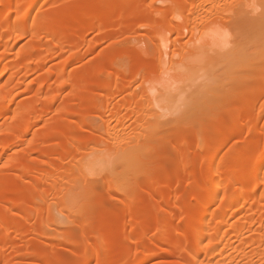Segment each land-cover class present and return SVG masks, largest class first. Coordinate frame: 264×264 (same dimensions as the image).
<instances>
[{"label": "rangeland", "instance_id": "rangeland-1", "mask_svg": "<svg viewBox=\"0 0 264 264\" xmlns=\"http://www.w3.org/2000/svg\"><path fill=\"white\" fill-rule=\"evenodd\" d=\"M14 1L17 2V0ZM31 1L23 0L17 8L19 11L17 12L16 9L7 19L0 18V23L7 28L15 24L22 26L24 21L21 17L26 14ZM104 1L103 4L107 7L113 4L114 0ZM122 1L130 3L131 0H115V13L119 7L124 8ZM96 2L98 1L81 0V5L75 9L72 17L62 16V22H71L74 25L71 29L72 36H75L87 23L86 13L91 7L96 6ZM97 4L101 5V3ZM64 5L59 0H42L35 9L32 21L28 23V36L18 41L13 46L14 49H10L11 51L4 47L0 49L1 55L7 51L11 53L6 55V57L9 56L6 63L8 68L5 65V70L0 69V80H2L0 102L4 88L13 90L17 96L16 113L13 116L2 118L8 111L0 107V120L5 121L7 128L14 127V132L0 130V153L3 147L7 146V156H19L25 168L22 170L0 162V174H2L0 183L5 186V190L21 194L30 205L37 204L44 209L42 215L31 221L29 226L31 230L14 239L17 244H9L4 239L5 231L0 230V264H85L88 258L91 264H135L141 258L153 254L155 256L143 264H186L187 255L181 249L183 235L173 238L172 244L162 241L169 233L168 225L171 224L174 227L178 224L180 213L172 206L171 215L162 223L163 231L159 233L152 228L154 192L150 188L155 185L154 181H174L176 165L181 157L186 156L187 163L179 177L183 183L165 192L164 197L172 204L176 203L180 196L186 195L190 198L194 190L185 187V180L193 181V174L198 172L200 159L206 152L197 149L196 133L201 132L203 140L207 141L213 131L205 113H201L200 109L205 110L212 104H219L222 108L221 114L225 113L228 94L234 90L237 93L236 101L244 105L258 81L253 79L246 87L242 79L241 81L238 79L240 82L236 79L235 84H233L235 80L231 82V79L237 75L236 78H239V74L244 75V70L247 68L252 69L254 73H259V79L264 78V72L261 73L264 69V0H230V6L224 18L217 17L211 24L206 25V32L207 35L224 36L225 39L232 41L231 45L228 43L224 45V48L218 45L205 46V50L202 51H199V48L204 46V42L197 39L205 38L206 33L194 30L195 35L193 32L192 35L181 38L183 30L178 18L179 12L175 10L172 0H147L139 7L123 9L118 18L119 28L109 39H103L98 33L90 35L88 47H95V49L92 53L85 55L83 60L81 58L75 61L71 60L72 57L80 53L82 49L70 47L68 44L52 46V35L46 34L45 28L38 23L48 14L59 11ZM160 11L167 13L173 26L166 25L164 28L150 26L151 21L158 18ZM16 12L19 14L14 17L13 15H17ZM111 12L113 14V11L105 9L98 17L106 19ZM259 28L262 29L261 32ZM168 31L172 34L169 35ZM161 38L172 42L168 45L166 59L174 63L184 61L183 67H186L177 71L179 67L175 66V69L170 72L172 76L170 80L165 79L166 76L163 75L158 64L163 56L159 48ZM33 46L35 47L34 55L42 53L46 56L44 66L37 72L29 69L31 63L29 65L28 53L25 52ZM226 47L229 48L226 49ZM3 48L4 52L1 51ZM224 54H231L234 57L232 58L236 63L235 67L231 66L232 68L229 69L228 62L221 61ZM113 62L116 63L115 69L119 73V78L121 75L126 80L133 78L131 92L136 94L143 104H146L147 112L152 115L148 118L153 124L152 145L147 146L148 149L143 146L142 152L140 150L138 153H136L137 150L134 153L133 150L127 153V150H122L124 151L122 152V147L109 142V136L105 135L103 129L98 128L104 124L101 117L103 103L101 98L78 102L73 94L68 97H59L63 89L62 81L75 72L88 75L94 81V84L82 81L80 88L74 92L77 96L89 91L102 92L97 75L105 72ZM150 62L154 66H149L142 71L135 70L136 67ZM63 65H67V69L61 78L56 71ZM131 69L135 71L129 72ZM115 78V76L111 78L113 79L112 90L117 88ZM167 82L175 83L166 88L164 85ZM214 93L217 94L214 95ZM213 95L214 98H212ZM121 98L118 97V103L126 96ZM27 107H31V114L25 111ZM78 112L88 113L87 124L82 128L77 122ZM39 115L42 121L37 122L40 124L34 129L37 143L33 146L14 145L24 128L29 123L35 124V119ZM250 121L252 125L263 122L258 117H252ZM88 126L95 129L90 130ZM53 127L59 128L60 132L50 134V128ZM257 129L254 132L253 129H251L252 132H244L246 135L237 137L232 143L240 146L239 148L243 147L246 152L247 150L260 152L264 147V142L261 139L259 141L264 133V124L260 123ZM64 134L71 139L91 137L94 142H87L84 151L76 157L78 159L63 163V149L66 146ZM182 138L185 145L182 143ZM244 139H246L245 142ZM116 147L120 149L116 150ZM206 148L207 151L212 150L208 146ZM221 155L222 152L213 155L214 164ZM46 161L63 165L71 174L74 173L75 177H78L75 181H71L70 184L73 186L70 185L72 187L66 194L55 199L54 196L51 199L52 197L47 198L46 195L50 192V186L54 180L47 179L45 171L55 172L44 163ZM238 162L239 156H234L222 169L228 172ZM262 176L264 178V163ZM31 189H35L33 194ZM16 198L15 196L14 199ZM130 202L142 203V206L136 208V212L139 217L150 219L146 221L149 224L148 233L139 234L135 243L132 244L133 251L130 255L107 257L104 255L102 246L97 245L103 228H96V225L103 218L111 221L115 212L127 209ZM12 205V203H5L0 210L4 207L11 208ZM48 209L49 212H47ZM11 214L10 218L25 221L22 211L15 210ZM134 220L127 216L125 220L120 221L122 232L113 241L116 246L127 244L126 237L136 223ZM87 226H92L88 233L85 230ZM186 231L192 241V231L189 227ZM261 231L264 232V230ZM90 243L94 245L93 250L86 247Z\"/></svg>", "mask_w": 264, "mask_h": 264}, {"label": "bare ground", "instance_id": "bare-ground-1", "mask_svg": "<svg viewBox=\"0 0 264 264\" xmlns=\"http://www.w3.org/2000/svg\"><path fill=\"white\" fill-rule=\"evenodd\" d=\"M22 1L23 0H17V2L14 0H0V18H9V16L14 14ZM41 1L42 0L31 1L26 14L21 17V20L24 21L22 26L15 24L7 28L0 23V25L5 27L0 26V49H2L1 47H4L5 49H8V51H11L14 49L13 46L18 41H21L28 36V23L32 21L35 9L41 4ZM59 1L63 2V5H67L62 6L63 8L59 11L48 14L38 23L45 28L46 34L52 35V46L57 47L60 44H68L70 47H80L82 49L80 53L74 54L72 57L71 60L75 61L80 60L81 58L83 60L85 55L92 53L95 49V47H88L90 35L98 33L103 39H109L113 35V32L117 31L119 28L118 18L123 12V9L127 10L133 7H139L147 0H131L130 3L122 1L124 8L122 9L119 7L116 13L114 12V10H116L115 0L112 1L113 4H109L107 7L106 4H103L105 2L104 0H95L98 1L96 2V6L91 7L86 13V18L88 20L87 23L81 27L80 31L76 33L75 36L71 35V29L74 25H72L71 22H62V16L70 15L72 17L73 12L75 13V9L81 5V0ZM229 1L230 0H172L175 10L179 12L178 18L180 19L183 30L180 37L184 38L190 34L192 35L194 30H201L207 35L206 25L211 24L217 19V17L224 18V14L228 11L230 6ZM97 3H101V5H98ZM105 9L113 11V14L111 12V15L106 19L98 17L100 12ZM18 11L19 10L17 9V12ZM18 14L19 13L13 16H18ZM17 19L20 20L18 17ZM169 19L170 18H168L165 11H160L158 13V18L155 21H151L152 23L150 26L164 28L166 25H172V20ZM259 30L260 32L262 31L261 28H259ZM167 33H169V35L170 33L172 34L171 31H168ZM167 33L166 35H168ZM193 35H195V32ZM197 41L204 42V46H200L199 51H202L205 46L215 47V45H218L219 47L224 48V45H228V43L231 45L232 43V41L227 38L225 39L222 35L213 36L209 34L203 39L198 37ZM170 42V40L168 41L165 38L160 42L159 48L162 50L163 56L158 62L161 72L166 76L165 79L168 80L171 79L172 76L170 75V72L175 69V66L179 67L177 71L186 68L183 67L182 62L184 61L174 63L173 61L166 59ZM4 48L1 51L4 52ZM228 48L229 47H226V49ZM34 49L35 47L33 46L28 50L26 49L25 52L28 53L29 65L31 63L29 69L32 72H37L44 66L46 56L42 53L34 55ZM8 51L4 52L3 55H1L2 52L0 53V69H6L5 65L7 63V57H9H6V55L7 53H10ZM47 51L49 52L50 49ZM230 55L231 54H224L221 60L222 62H228L229 69L236 65L233 59L234 57ZM115 64V62L111 63L105 72H100L97 75V79L100 80L99 87L102 92L94 93L93 91H89L88 93L77 96L74 92L80 88V83L82 81L89 82L90 84H94V81L88 75H81L75 72L62 81L61 86L63 89L59 93V97H68L70 94H73L76 98L75 100L78 102L88 99L93 100L97 97L101 98L103 101L101 117L103 118L104 124L98 128L103 129L105 135L109 136V138L107 137L109 142L111 141L115 146L122 147L121 151L127 150V153L128 151L131 152V150H133L134 153V151L137 150L136 153H138V150L141 151L143 146H146L145 148H147V146L152 145L153 124L150 123L148 119L152 115L149 114L150 112H147L146 104H143L138 96L131 92V89L133 88L132 84H134V80H131L133 78H128V80H126L122 75L119 78V73L115 69ZM149 66H154V64L151 62L149 64L146 63L140 67H136L135 70L138 69V71H142ZM66 69L67 65H63L56 71L57 75L62 78L63 74L66 73ZM229 69L227 68V70ZM132 70L133 69L129 70V72L135 71ZM244 71V75L239 74L242 71L238 72L239 78H236L238 75L236 76L235 72H233L236 77L232 76L234 79H231V82L235 80V82H233V84H235L236 79L237 82H240L242 79L243 85L248 87L253 79L258 81L256 88L251 91L250 96L247 97L244 105H240V102L236 101L237 93L234 90L228 94V103L225 106V113L221 114L222 108L219 104H212V106L205 110L200 109L201 113H205V116L208 119V124L212 126L213 131L207 141L203 140L201 132L196 133L197 149L206 152H204L200 159L198 172L193 174V181L189 182L188 180H185V187L194 190V193H192L190 198L183 195L177 198L176 203L172 204L170 201H166L164 197L165 192L183 183L179 177L187 163L186 156H183V158L181 157L180 161L178 160L179 162L175 168L176 179L174 181H154L155 185L150 188V190H153L152 192H154V195H152V228H155L159 233L163 231L162 223H164V221H166L171 215L170 208L172 206L180 213L179 222L176 226L173 227L168 223L169 233L162 239V241L172 244L173 238L178 235H183L184 241L181 249L185 255H187L186 264H264V232L261 231L264 230V178L262 176L264 147L263 150L260 151L261 153L255 150H247L246 152V149L243 147V149L239 148L240 146L238 147V145L232 143L237 137H241L243 134L246 135L249 131L254 132L255 130H258L257 128L260 127V123L264 124V78L261 77L259 79L260 74L254 73L250 68H247ZM262 72H264V69L261 73ZM113 76L116 77L115 86L117 88H113L112 90L113 79L111 78H113ZM1 81L2 80H0V83ZM174 83L175 82H167L164 87L168 88L173 86ZM150 91L153 92L154 89H150ZM216 94L217 93H214V95ZM214 95L212 98H214ZM125 96L126 98H124ZM118 97L119 99L121 97L124 99L120 100L118 103ZM154 98V100H156V97ZM209 99L212 100L211 98ZM1 100L0 107H4L8 111L2 118L6 119L13 116L16 113L17 96L15 95V92L4 88ZM25 111H27L28 114H31L32 109L31 107H27ZM76 116L80 127L82 128L86 126L88 113L78 112ZM251 116L258 117L263 122L252 125L250 121L252 118ZM35 120V124L29 123L24 128L19 140L14 143V145H18L19 147L25 145L33 146L37 143L34 129L39 126L40 123L38 124L37 122L42 121V117L39 115ZM1 121L3 120H0V130L14 132V127L9 129L4 124L5 121ZM88 127L90 130L95 129V127L92 126ZM251 129L253 130L251 131ZM59 132L60 129L57 127L50 128V134ZM260 134L261 133H259V135ZM262 134L263 135L259 138V141L261 139L262 142H264V133ZM64 135V144L66 146L63 149V163L67 161L70 162L77 156L79 157V154H81L87 146V142H94V139L91 137V139L84 137L71 139L68 138L66 134ZM181 140L185 145L184 139L182 138ZM245 141L246 139H244V142ZM244 142L242 143L245 145ZM246 144L250 143L246 142ZM206 146L210 147V149L212 148V150L207 151V148L205 149ZM118 147H116V150ZM120 148H118V150ZM220 152H222V155L217 163L214 164L213 155ZM7 154V146H4L2 153H0V162H4L10 167L16 166L19 169H25L23 167L24 162L19 156L13 157L7 156ZM234 156H239V162L226 172L222 168H224L223 166ZM44 163L50 166L51 170L55 171L54 173L51 171H45L47 179L50 180L53 178L52 180H54L50 186V192L46 193L47 198L52 196H54V199L61 197L69 191L73 186L70 183L75 181L78 177L76 176V178L75 174H71L69 169L63 165H58L51 161H46ZM28 173L31 174L30 172ZM70 185L72 186L70 187ZM35 189H31L32 194ZM15 196L17 197L16 199H14ZM51 199H53V197ZM28 202L29 201L25 200L21 194L5 190V186L0 183V207L5 203L13 204L11 208L4 207L5 209L3 208L0 210V230L5 231L4 239H6L9 244L11 243V245L17 244L14 239L27 234L31 230V227H29L31 221L36 219L39 215H42L44 212V209L37 206V204L30 205ZM140 206H142V203L135 204L130 202L127 209L115 212L114 218L111 221H106L103 218L96 225V228H103V232L97 241V245L102 246L104 255H107V257H109V255H130L133 251L132 244L135 243L139 234L144 235L148 233L149 224L146 221L150 219L139 217L136 208ZM15 210L24 213V222L10 218L12 215L11 213ZM47 212H49V209ZM127 216L135 219L134 221L136 223L131 227L129 234L126 237L127 244L118 247L113 241L115 237L122 232L120 221L125 220ZM187 227L192 231V241L187 234ZM86 228L87 229L85 230H87L88 233L92 226H87ZM86 247L89 250H93L94 245L90 243L87 244ZM153 256L155 255L153 254L143 257L135 264H143ZM90 262L91 260L89 258L88 260H85V264H91Z\"/></svg>", "mask_w": 264, "mask_h": 264}, {"label": "snow or ice", "instance_id": "snow-or-ice-1", "mask_svg": "<svg viewBox=\"0 0 264 264\" xmlns=\"http://www.w3.org/2000/svg\"><path fill=\"white\" fill-rule=\"evenodd\" d=\"M3 166H7V165H3Z\"/></svg>", "mask_w": 264, "mask_h": 264}]
</instances>
